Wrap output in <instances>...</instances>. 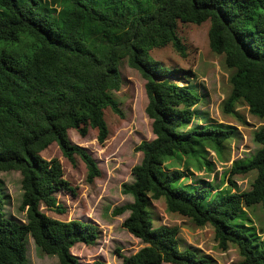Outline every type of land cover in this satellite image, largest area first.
<instances>
[{
	"label": "trees",
	"instance_id": "obj_1",
	"mask_svg": "<svg viewBox=\"0 0 264 264\" xmlns=\"http://www.w3.org/2000/svg\"><path fill=\"white\" fill-rule=\"evenodd\" d=\"M206 22L208 47L230 72L222 113L235 115L241 103L264 121V0H0V172L20 174L26 217L24 224L7 219L0 196V264H27L28 238L58 264H79L71 249L98 238L93 224L63 222L41 211L65 214L56 195H74L75 188L63 179L59 161L40 154L55 143L70 163L75 157L84 163L87 183L99 177L95 161L67 133L75 130L83 138L92 129L100 145L106 141L104 111L123 118L110 95L120 90L123 61L145 81L154 138L136 148L142 160L131 170L133 182L121 186L132 203L112 213L129 212L122 228L145 245L120 256L122 264H211L198 251L181 249L177 226H154V201L195 228L210 227L220 252L236 249L237 264H264V239L241 221L246 208L260 205L264 211V126L253 133L257 149L250 160L231 167L234 174H256L246 192L212 194L184 183L179 169L164 170L168 160L197 159L204 147L222 155L236 137L230 126H195L199 95L173 83L177 71L149 57L168 46L184 57L179 26Z\"/></svg>",
	"mask_w": 264,
	"mask_h": 264
},
{
	"label": "rangeland",
	"instance_id": "obj_2",
	"mask_svg": "<svg viewBox=\"0 0 264 264\" xmlns=\"http://www.w3.org/2000/svg\"><path fill=\"white\" fill-rule=\"evenodd\" d=\"M209 22L201 25H180L178 35L185 48L181 57L172 47L154 49L149 53L151 61L170 71H177L170 77L179 86H189L200 97V103L194 111L193 124L200 128L206 125L230 126L236 130V137L224 149L222 155L209 147H204L200 157L168 160L165 172L179 169L185 175L184 183L200 185L216 192L243 193L250 190L256 177L254 172L234 174L231 167L235 163L250 160L257 149L252 141L254 131L264 126V121L250 115L244 104H237L235 115L222 113V103L229 95L228 78L230 72L224 68L223 57L213 54L208 47ZM121 87L110 95L119 104L123 118L120 119L109 109L104 111L108 128V137L100 145L97 131L89 129L85 137L75 130H69L68 139L72 145L84 149L95 161L99 177L91 184L86 182L87 169L84 163L75 157L74 163L66 160L53 143L40 156L44 160L59 161L63 179L75 188V194L61 192L56 195L57 202L66 208V213L57 215L41 211L49 218L69 222L79 220L93 224L98 229V238L90 245L77 244L71 249L79 264H122L120 256L128 257L137 253L145 245L122 228L129 212L113 216V211L132 203L131 196L121 194L123 184H131V170L140 164L142 155L137 147L143 141L154 137L151 121L145 114L148 100L144 92L145 81L140 74L129 68L125 61L119 65ZM21 177L18 172H0V196L3 201L4 216L17 223L24 224L25 214L20 210ZM149 209L154 218V226H177L180 230L181 249L198 251L211 260V264H237L240 261L236 249L220 252L213 241L210 227L195 228L192 223L167 212L163 201L150 202ZM242 223L252 228L258 239H264V211L260 205L246 208ZM250 231V230H249ZM27 264H58L56 257L43 255L28 238L25 244Z\"/></svg>",
	"mask_w": 264,
	"mask_h": 264
}]
</instances>
